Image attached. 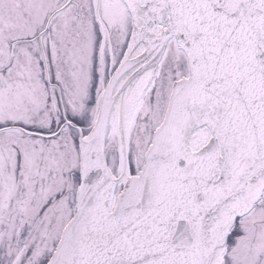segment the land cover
<instances>
[{
  "label": "snow or ice",
  "instance_id": "obj_1",
  "mask_svg": "<svg viewBox=\"0 0 264 264\" xmlns=\"http://www.w3.org/2000/svg\"><path fill=\"white\" fill-rule=\"evenodd\" d=\"M0 264H264V0H0Z\"/></svg>",
  "mask_w": 264,
  "mask_h": 264
}]
</instances>
